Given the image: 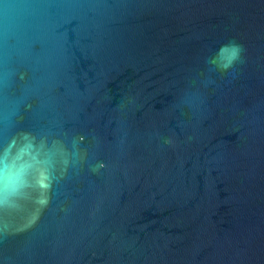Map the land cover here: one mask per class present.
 <instances>
[{
	"label": "water",
	"instance_id": "95a60500",
	"mask_svg": "<svg viewBox=\"0 0 264 264\" xmlns=\"http://www.w3.org/2000/svg\"><path fill=\"white\" fill-rule=\"evenodd\" d=\"M0 162V264H264V0H0Z\"/></svg>",
	"mask_w": 264,
	"mask_h": 264
},
{
	"label": "clouds",
	"instance_id": "9594fccd",
	"mask_svg": "<svg viewBox=\"0 0 264 264\" xmlns=\"http://www.w3.org/2000/svg\"><path fill=\"white\" fill-rule=\"evenodd\" d=\"M244 48L242 45L233 42H229L226 45H222L215 56L208 59V63L219 68L223 72H229L230 69L234 68L237 62L242 63V53ZM0 168H2V162H0ZM48 187V185H44Z\"/></svg>",
	"mask_w": 264,
	"mask_h": 264
}]
</instances>
